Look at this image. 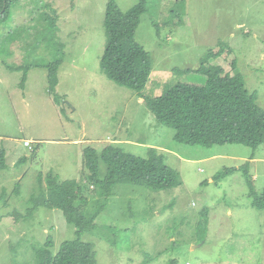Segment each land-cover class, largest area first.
Wrapping results in <instances>:
<instances>
[{
  "label": "rangeland",
  "instance_id": "1",
  "mask_svg": "<svg viewBox=\"0 0 264 264\" xmlns=\"http://www.w3.org/2000/svg\"><path fill=\"white\" fill-rule=\"evenodd\" d=\"M109 0H23L0 31V264H37L38 252L56 254L77 238L59 209L32 203L49 173L83 188L81 209L96 217L81 236L97 264H264V210L252 206L245 175L218 178L249 165L254 192L264 191V144L206 148L178 143L144 99L175 83L203 85L197 69L220 43L227 51L208 64L241 74L264 109V0H146L136 40L153 70L138 93L101 70ZM126 12L140 0H115ZM183 10L181 17L172 11ZM61 61L56 93L48 66ZM235 67V68H234ZM25 83L23 85V81ZM64 110V111H62ZM30 141L31 148L25 146ZM148 158L151 148L177 171L181 184L166 190L124 183L111 195L85 181L84 149L107 146ZM254 154V159H252ZM107 168L101 163V177Z\"/></svg>",
  "mask_w": 264,
  "mask_h": 264
},
{
  "label": "trees",
  "instance_id": "2",
  "mask_svg": "<svg viewBox=\"0 0 264 264\" xmlns=\"http://www.w3.org/2000/svg\"><path fill=\"white\" fill-rule=\"evenodd\" d=\"M23 0H0V31L11 19L14 6ZM184 7V0L180 1ZM147 12L146 0L124 12L115 0H109L105 12V50L101 57V70L115 84L141 93L147 86L153 62L150 54L136 40V31L141 17ZM173 17H181L183 10L171 12ZM221 49H210L201 59L200 66L193 69L174 68V73L185 75L199 73L206 77L203 85L181 81L168 87L157 97L144 101L161 125L175 130L178 143L203 146L243 145L256 152L264 144V109L258 104L256 92L246 89L241 74L227 73L219 65L208 64L211 59L221 57L227 46L220 43ZM61 61L49 65L50 93L57 105L61 97L56 93L59 83L58 70ZM235 68V67H234ZM25 80L23 81V85ZM64 111V110H62ZM85 177L93 187L104 195H111L120 184L130 183L154 190H166L180 186L179 173L165 163V157L151 148L148 158H139L124 152L122 148L107 146L102 152L87 147L83 152ZM252 154V159H254ZM101 163L107 172L101 177ZM6 168V151L0 149V171ZM241 171L250 187L252 206L264 210V191L254 192L249 178V165L240 168H227L218 178H225ZM46 190L39 198H31L33 204L63 212L66 221L76 227L77 238L62 243L60 250L53 254L49 248H42L37 256V264H97L93 244L85 242L81 236L92 229L96 217L81 209V202H88L82 196L83 188L78 181L61 182L58 176H46Z\"/></svg>",
  "mask_w": 264,
  "mask_h": 264
},
{
  "label": "built area",
  "instance_id": "3",
  "mask_svg": "<svg viewBox=\"0 0 264 264\" xmlns=\"http://www.w3.org/2000/svg\"><path fill=\"white\" fill-rule=\"evenodd\" d=\"M31 144H32V143H31L30 141H26V142H25V146L28 147V148H31Z\"/></svg>",
  "mask_w": 264,
  "mask_h": 264
}]
</instances>
